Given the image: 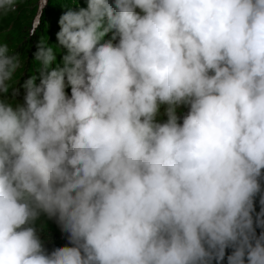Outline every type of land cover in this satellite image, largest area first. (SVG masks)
Instances as JSON below:
<instances>
[{
  "label": "clouds",
  "instance_id": "clouds-1",
  "mask_svg": "<svg viewBox=\"0 0 264 264\" xmlns=\"http://www.w3.org/2000/svg\"><path fill=\"white\" fill-rule=\"evenodd\" d=\"M71 2L0 42V264H264V0Z\"/></svg>",
  "mask_w": 264,
  "mask_h": 264
},
{
  "label": "rangeland",
  "instance_id": "rangeland-1",
  "mask_svg": "<svg viewBox=\"0 0 264 264\" xmlns=\"http://www.w3.org/2000/svg\"><path fill=\"white\" fill-rule=\"evenodd\" d=\"M52 1L53 0H24V3L20 5L19 10L16 14H10L6 17L0 18V42L7 43L9 45L10 50L14 49L17 41L16 37L21 33H25V34L18 37V41L20 42V44L17 46L16 49H18L22 44H24L26 40L29 41V44H27L29 47L26 48V52L23 53L24 55H26L25 58H28V60L26 65V72L24 77H22L21 82H23L24 78H26L28 75H31L35 71V65L32 64V47H33L32 41L36 36V32L41 30V27H39L38 24L41 21L40 11L43 10L44 14H46L49 11L50 3ZM45 3L47 4V6L44 9ZM78 6L86 7L85 0H78ZM68 7H72L75 9L77 8V4L71 3L70 5H68ZM27 10L33 11L31 16L32 18H30L31 19L30 25L29 27L24 28L23 29L24 31H19L18 23L16 21H12V19L14 18V16L17 15L19 19L20 17H22L23 13L26 12ZM44 22L45 20H43L42 23ZM56 32L57 30L55 31V33ZM43 33L44 34L46 33V29H44ZM55 33L51 34L49 37L50 44L55 43ZM110 36L111 33H109V35L105 37V39H109ZM22 92L23 91H21V93ZM37 227L43 228V231L41 233L42 239L45 240L46 247H48L49 250H51L52 237L54 233H59L61 231L59 225L56 223L54 219L49 220L46 216L42 215L40 220L37 221Z\"/></svg>",
  "mask_w": 264,
  "mask_h": 264
},
{
  "label": "trees",
  "instance_id": "trees-1",
  "mask_svg": "<svg viewBox=\"0 0 264 264\" xmlns=\"http://www.w3.org/2000/svg\"><path fill=\"white\" fill-rule=\"evenodd\" d=\"M72 2L71 0H53L50 3V7H49V11L44 14L43 16H41V21L38 23L39 27H41V30H39L37 33H43L44 29H46V35L49 36L50 32H53V28L55 23H57V19L60 17L59 15H61L62 11L64 9H66L68 7V5H70ZM32 13L33 11L27 10L26 12L23 13L22 17H20L18 19V15L14 16V18L12 19V21H16L18 23V29L19 31H24V28L29 27L31 19L32 18ZM43 20H45L44 23ZM25 33H21L16 37V44L14 49L17 48V46L20 44V42L18 41V37L23 35ZM25 50V45H21L18 50ZM259 204L257 203V211H259ZM67 244V240H66V236L64 233H62V231H60L59 233H54L53 237H52V245H51V249L57 246H64ZM226 264V261H225Z\"/></svg>",
  "mask_w": 264,
  "mask_h": 264
}]
</instances>
